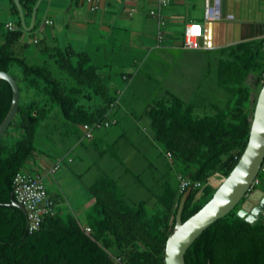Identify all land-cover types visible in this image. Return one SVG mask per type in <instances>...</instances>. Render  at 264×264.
Wrapping results in <instances>:
<instances>
[{
  "label": "trees",
  "instance_id": "trees-1",
  "mask_svg": "<svg viewBox=\"0 0 264 264\" xmlns=\"http://www.w3.org/2000/svg\"><path fill=\"white\" fill-rule=\"evenodd\" d=\"M35 2L29 0L27 15ZM11 4L17 27L3 30L0 23V71L11 74L15 66L21 71V79L12 76L19 87V104L0 138V264H164L165 242L173 231L175 213L185 191L179 192L178 187L160 193L155 210L148 212L145 202H128L116 182L103 173L88 186L93 202L85 224L73 214L54 210L43 217L37 231L27 232L26 214L12 204V181L35 153V135L48 105L55 104L64 120L81 127L108 117L116 98L109 94L86 53L69 47L41 46L40 52L73 80L74 86L69 87L65 80L54 78L46 66L28 64L22 54L28 46L21 43L25 31L12 0ZM263 52L262 39L242 41L223 50L215 75L229 98L224 107H212L210 115L197 116L194 103L170 92L164 100L153 101L145 108L153 141L184 165V178L201 184L191 187L182 222L216 190L208 178L216 173L226 177L247 143L254 105L264 81ZM30 91L31 95L22 99V93ZM82 97H98L100 104L93 108L81 105ZM11 101V86L0 79V123ZM110 119L114 123L109 127L117 124L116 119ZM239 205L191 243L184 254L185 264H264V225L258 222L263 217L250 224L236 215Z\"/></svg>",
  "mask_w": 264,
  "mask_h": 264
},
{
  "label": "crops",
  "instance_id": "crops-1",
  "mask_svg": "<svg viewBox=\"0 0 264 264\" xmlns=\"http://www.w3.org/2000/svg\"><path fill=\"white\" fill-rule=\"evenodd\" d=\"M20 1L25 7L21 6L24 25L29 27L32 11L27 18L24 17L29 0ZM205 2L171 0L165 6L158 7L157 0H41L32 28L29 31L23 29L25 34L21 43L28 45L25 50L29 51L28 39L31 35L28 32L35 30L43 34V44L48 48L69 47L76 52L86 53L100 74L104 68L112 67L114 76L122 80L117 83L114 94H121V108L127 111L134 104L127 98L129 95L125 94L135 81L139 83L141 93L146 91L144 96H158L160 92L163 95L170 92L177 96L176 91L185 87L182 81L189 78L186 74L191 73L193 67L203 65L206 77L209 73H215L218 61L224 57L225 48L242 41L261 39L264 48V0H219L221 18L215 21L204 19ZM150 10L160 13L162 24L149 13ZM16 21L11 0H3L0 4L2 29L6 30L7 23L16 28ZM54 22L59 23V40L53 34V29H46L48 25L54 28ZM190 22L199 23L202 28L197 49L183 48L184 27ZM38 42L41 41L33 39L34 44ZM211 64L215 65V69L210 68ZM191 75L195 78V74ZM123 82L125 90L120 89ZM149 82L153 84L148 85ZM151 88L153 92H148ZM119 103L120 98L115 100L108 112L115 111ZM60 120L61 126L73 133L75 137H71V140L75 138V142L71 141L65 153L59 154V170L62 164L73 162L72 157L65 155L73 152L82 140L99 142L110 138L107 130L101 133L97 130L92 139H85L80 125H74L62 117ZM77 130L80 131L79 138H76ZM34 163L28 161L26 169L31 171ZM41 166L38 174L43 177V181L44 177H53L54 173L48 172L51 165L49 167L41 160ZM62 187L59 186L57 192L49 191L45 186L48 197L54 203V210L61 211L60 206L68 202L67 190ZM77 196L74 193L72 199H77ZM88 201L91 205L92 197Z\"/></svg>",
  "mask_w": 264,
  "mask_h": 264
},
{
  "label": "rangeland",
  "instance_id": "rangeland-1",
  "mask_svg": "<svg viewBox=\"0 0 264 264\" xmlns=\"http://www.w3.org/2000/svg\"><path fill=\"white\" fill-rule=\"evenodd\" d=\"M2 2L3 0H0V4ZM24 13L27 18L26 9ZM52 27L48 25L46 29L48 31L53 29V34L59 40V23L54 22V28ZM28 34L31 35L28 39L30 50L22 52L26 62L30 65L46 66L54 78L65 80L68 87L74 86L73 80L57 67L54 60L39 51L44 42L43 34L35 30ZM34 38L42 43L34 44ZM214 66L211 64L210 68L215 69ZM202 67L203 65H198V68L193 67L194 70L191 73L195 74V78L190 72L186 74L189 78L182 81L185 87L175 93L185 102L195 104L197 116L210 115L212 107H224L229 98L225 88L217 83L215 73H209L206 77ZM112 70L113 68L110 67L100 71L109 94L115 96L116 100L120 98L119 106L115 108V111H109L107 114L109 118L116 119L117 124L99 130L100 133L107 130L110 138L99 142L82 140L80 145L74 147L73 152H68L65 155L72 157V163L62 164L61 169H57L53 177H49V179L44 177V184L49 191L59 192V186H63L62 188L67 190L65 193L68 202L64 206H60L61 214H73L82 224L86 223V215L91 206L88 201L91 198L88 186L103 173L116 182L120 193L128 202H145L148 212L155 210L156 197L165 190H175L179 185L178 176L184 177L186 174L184 165L177 160L168 159L164 147L152 140L150 120L145 115V108L149 103L164 100L166 95L160 92L158 96L156 94L152 97L144 96L146 91L142 94L139 83L135 81L125 94L129 95L127 98L131 99L134 105L125 111L121 108V94H114L117 83L122 80L119 76H114ZM10 72L14 78L21 79L19 68L14 66ZM150 84L153 82L148 83V85ZM120 89L125 90L124 82ZM152 89L148 92H153ZM31 92H23L22 99L28 98ZM125 95H122V98H125ZM79 103L93 108L100 104V99L93 97L91 100H87L82 97ZM48 108V113L37 128L34 140L35 153L29 159L30 162H35L30 169L35 173L41 172V160L49 167L55 164L59 166V154L65 153V148L71 144V137H75L72 132H67L61 126V117L57 106L50 104ZM76 132L78 134L76 138H79L80 131ZM73 142H75V138ZM73 165H75L74 168ZM61 176L63 178L60 179ZM257 179L260 182L258 181L255 188L264 191V172H259ZM74 193L78 195L75 200L72 199ZM258 222L264 225L263 219H259Z\"/></svg>",
  "mask_w": 264,
  "mask_h": 264
},
{
  "label": "water",
  "instance_id": "water-1",
  "mask_svg": "<svg viewBox=\"0 0 264 264\" xmlns=\"http://www.w3.org/2000/svg\"><path fill=\"white\" fill-rule=\"evenodd\" d=\"M18 10L21 26L29 31L33 26V19L41 0L34 4L31 14L30 26L23 22V12L19 0H12ZM0 79L6 80L12 89L11 106L0 123V138L5 134L7 127L13 119L18 104L20 91L17 81L6 71H0ZM264 154V81L258 92L254 105L247 143L229 174L217 185L211 198L193 215L184 222L181 214L186 198L191 187H187L182 193L175 213L173 231L167 237L164 246V264H185L184 254L191 243L210 224L225 216L240 203L236 215L250 224H254L260 217H264V191L254 188L250 191V185L256 178ZM12 204L25 210L21 204L13 201ZM27 224V220H26Z\"/></svg>",
  "mask_w": 264,
  "mask_h": 264
},
{
  "label": "built area",
  "instance_id": "built-area-1",
  "mask_svg": "<svg viewBox=\"0 0 264 264\" xmlns=\"http://www.w3.org/2000/svg\"><path fill=\"white\" fill-rule=\"evenodd\" d=\"M171 0H157L158 7L165 6ZM95 7H92L94 9ZM149 13L155 16L159 24H162L161 15L159 12L150 10ZM221 18L219 10V0H206L204 19L206 21H215ZM5 29L13 30L14 26L11 23L5 24ZM202 35V28L199 23L190 22L184 27L183 35V48L185 49H197L199 47V38ZM114 120L106 117L102 121L95 123H85L81 125V130L83 132V137L85 139H92L94 131L101 128L109 127ZM168 159H171V154L166 152ZM58 164L53 165L49 169V173L52 174L58 169ZM259 172H264V154L262 162L259 167ZM220 174H214L208 178V182L217 186L223 179ZM179 185L178 191L183 192L187 187H199L200 182H191L190 180L184 178L183 176H178ZM258 183L257 176L253 180L248 191L254 189L253 187ZM13 194L15 196V201L21 204L25 210L26 214V229L28 233H33L37 231L42 223L43 217L48 214L54 213V203L48 197L43 177L35 172L23 169L18 171L13 177ZM85 231H89V228H85Z\"/></svg>",
  "mask_w": 264,
  "mask_h": 264
},
{
  "label": "flooded vegetation",
  "instance_id": "flooded-vegetation-1",
  "mask_svg": "<svg viewBox=\"0 0 264 264\" xmlns=\"http://www.w3.org/2000/svg\"><path fill=\"white\" fill-rule=\"evenodd\" d=\"M240 206V205H239ZM261 217H263V216H260L259 218H261ZM263 219H264V217H263Z\"/></svg>",
  "mask_w": 264,
  "mask_h": 264
}]
</instances>
